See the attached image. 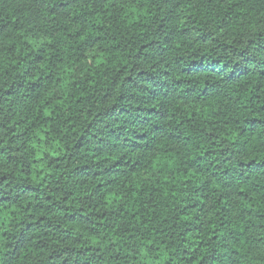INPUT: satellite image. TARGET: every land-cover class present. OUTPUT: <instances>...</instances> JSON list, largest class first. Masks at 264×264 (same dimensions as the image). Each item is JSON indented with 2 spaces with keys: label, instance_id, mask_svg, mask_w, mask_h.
I'll return each mask as SVG.
<instances>
[{
  "label": "clouds",
  "instance_id": "obj_1",
  "mask_svg": "<svg viewBox=\"0 0 264 264\" xmlns=\"http://www.w3.org/2000/svg\"><path fill=\"white\" fill-rule=\"evenodd\" d=\"M0 264H264V0H0Z\"/></svg>",
  "mask_w": 264,
  "mask_h": 264
}]
</instances>
